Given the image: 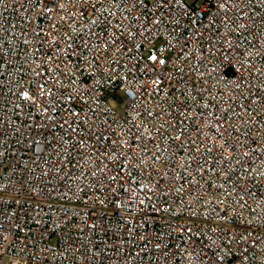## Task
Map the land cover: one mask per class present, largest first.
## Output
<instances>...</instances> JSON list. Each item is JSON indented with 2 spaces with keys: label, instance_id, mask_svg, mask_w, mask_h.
Segmentation results:
<instances>
[{
  "label": "built area",
  "instance_id": "built-area-1",
  "mask_svg": "<svg viewBox=\"0 0 264 264\" xmlns=\"http://www.w3.org/2000/svg\"><path fill=\"white\" fill-rule=\"evenodd\" d=\"M0 264H264V0H0Z\"/></svg>",
  "mask_w": 264,
  "mask_h": 264
},
{
  "label": "rangeland",
  "instance_id": "rangeland-1",
  "mask_svg": "<svg viewBox=\"0 0 264 264\" xmlns=\"http://www.w3.org/2000/svg\"><path fill=\"white\" fill-rule=\"evenodd\" d=\"M190 3L199 2V0H189Z\"/></svg>",
  "mask_w": 264,
  "mask_h": 264
}]
</instances>
